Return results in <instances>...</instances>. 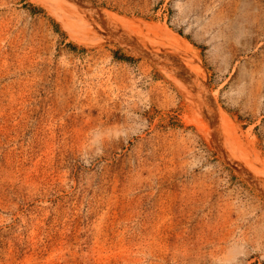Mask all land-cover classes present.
<instances>
[{
	"label": "rangeland",
	"instance_id": "rangeland-1",
	"mask_svg": "<svg viewBox=\"0 0 264 264\" xmlns=\"http://www.w3.org/2000/svg\"><path fill=\"white\" fill-rule=\"evenodd\" d=\"M39 1L0 0V264H264V0H88L182 68Z\"/></svg>",
	"mask_w": 264,
	"mask_h": 264
},
{
	"label": "water",
	"instance_id": "water-1",
	"mask_svg": "<svg viewBox=\"0 0 264 264\" xmlns=\"http://www.w3.org/2000/svg\"><path fill=\"white\" fill-rule=\"evenodd\" d=\"M76 4H78L79 6L83 7L84 9H88L89 11L95 13L96 15H98L99 17H101V19L105 20V22L108 24V26L110 27V30L113 32L114 36L117 38V40L119 41V43L125 47L129 52L136 54V55H141V56H147L155 61H157L158 63H161L165 66H179L180 64L177 63H171L168 60H165L162 57H157L154 53L146 50L145 48L141 47L140 45H138L136 42H134L133 39H131L123 30L122 28L116 24V22L114 21V19L107 13L105 12L103 9L96 7L95 5H93L90 1L88 0H73ZM182 68V67H180ZM215 103H213L214 105ZM217 131L219 134H221V130H220V126L219 124H217ZM219 139H221L219 137ZM222 141V140H221ZM220 141L221 146L224 149V144L223 142ZM231 165L242 175H244L251 183H253L255 186L258 185L256 184V182L251 179L246 172L241 168V166L236 162L231 160H228ZM260 189V188H258ZM261 190V189H260ZM262 191V190H261Z\"/></svg>",
	"mask_w": 264,
	"mask_h": 264
},
{
	"label": "bare ground",
	"instance_id": "bare-ground-1",
	"mask_svg": "<svg viewBox=\"0 0 264 264\" xmlns=\"http://www.w3.org/2000/svg\"><path fill=\"white\" fill-rule=\"evenodd\" d=\"M37 1H39V0H37ZM40 2V1H39ZM61 2L63 3V4H65V5H68L70 8H75V11L76 12H78L79 14H81L82 12L81 11H79L77 8H79V6L77 5V4H75L72 0H61ZM40 3H42V2H40ZM43 4V3H42ZM77 7V8H76ZM113 14V13H112ZM115 17H116V19L119 21V22H121L122 24H124L125 26H127V27H130L131 29H133V24H132V22L131 21H129L128 19H126V18H124V17H120V16H117V15H115ZM115 19V18H114ZM116 22V21H115ZM133 22H136V21H133ZM120 23V24H121ZM137 23V22H136ZM121 24V25H122ZM139 24V23H138ZM141 25V24H140ZM137 26V25H136ZM143 27V26H142ZM136 28V27H135ZM134 28V29H135ZM141 28V27H140ZM147 29H148V27H147ZM141 30V29H140ZM153 30V29H152ZM130 31V30H129ZM138 31V30H137ZM142 31V30H141ZM150 31V30H149ZM152 32V31H151ZM154 32V31H153ZM130 33V32H129ZM135 33V32H134ZM137 33H139V31L137 32ZM161 34H163V33H161ZM166 34V33H165ZM159 35V34H158ZM160 36V35H159ZM162 37V36H161ZM138 38V37H137ZM138 39H140V38H138ZM168 41V40H167ZM173 42V41H172ZM171 42V43H172ZM174 43V42H173ZM148 45V44H147ZM178 45V44H177ZM180 50V49H179ZM185 52V51H184ZM187 54V53H186ZM194 57V56H193ZM198 71V70H197ZM187 72V71H186ZM192 75V74H191ZM174 78V77H173ZM198 78V77H197ZM201 78V77H200ZM179 81V80H178ZM181 85V84H180ZM188 86V85H187ZM190 87V86H189ZM188 88V87H187ZM190 90V89H189ZM191 91V90H190ZM193 91V90H192ZM196 91V90H195ZM193 93V92H192ZM205 99H206V97H205ZM214 102H216V101H214ZM200 117V116H199ZM227 117V116H226ZM205 120V119H204ZM223 120V119H222ZM228 120V119H227ZM226 120V123L225 122H223V123H225L226 124V128H225V133H226V137H228V139H231L232 140V142H233V144H234V146H235V149H237L238 150V147H237V142H236V138H235V135H237L236 134V132L234 131V127H233V125H232V123L230 122V121H227ZM200 121V120H199ZM207 121V120H206ZM208 122V121H207ZM201 123H203V122H201ZM209 123V122H208ZM204 124V123H203ZM207 124V123H206ZM237 137V136H236ZM214 139V138H213ZM217 140V139H216ZM215 140V141H216ZM218 141V140H217ZM226 141H228V140H226ZM216 144V143H215ZM218 144V143H217ZM216 144V145H217ZM239 144V143H238ZM242 144V143H241ZM241 146V145H240ZM230 147V146H229ZM228 148V147H227ZM229 149H232V148H229ZM245 150V149H244ZM234 151V150H233ZM240 153H242V152H240ZM244 154V153H243ZM242 154V155H243ZM237 157H239L238 156V154H237ZM244 157V156H243ZM247 157V156H246ZM249 157V156H248ZM237 159H239V158H236V160ZM241 160V159H240ZM246 160V159H245ZM247 162V161H246ZM241 163V162H240ZM245 163V162H244ZM254 164V163H253ZM250 167V166H249ZM246 168V167H245ZM254 168V167H253ZM249 169V168H248ZM259 169V168H258ZM257 169V170H258ZM253 170V169H252ZM259 171V170H258ZM260 172V171H259ZM263 172V171H262ZM254 173H256L255 171H254ZM259 174V173H258ZM262 177V176H261Z\"/></svg>",
	"mask_w": 264,
	"mask_h": 264
}]
</instances>
